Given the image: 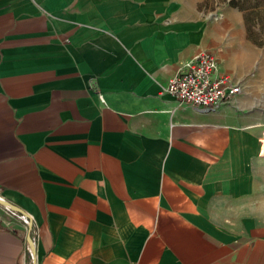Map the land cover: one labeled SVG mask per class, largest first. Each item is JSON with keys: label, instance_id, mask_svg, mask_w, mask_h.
I'll return each mask as SVG.
<instances>
[{"label": "crops", "instance_id": "1", "mask_svg": "<svg viewBox=\"0 0 264 264\" xmlns=\"http://www.w3.org/2000/svg\"><path fill=\"white\" fill-rule=\"evenodd\" d=\"M198 0H0V196L38 264H264V57ZM210 52L216 111L164 92ZM0 220V264H31Z\"/></svg>", "mask_w": 264, "mask_h": 264}, {"label": "built area", "instance_id": "2", "mask_svg": "<svg viewBox=\"0 0 264 264\" xmlns=\"http://www.w3.org/2000/svg\"><path fill=\"white\" fill-rule=\"evenodd\" d=\"M164 92L181 104L212 112L231 103L240 94L241 86L222 69L214 54L201 52L181 67L178 74L169 80ZM260 155H264L261 146ZM0 201V220L9 215L22 223L26 230L25 252L30 256L31 264H38L33 218L17 211L15 205L6 204L2 196Z\"/></svg>", "mask_w": 264, "mask_h": 264}, {"label": "rangeland", "instance_id": "3", "mask_svg": "<svg viewBox=\"0 0 264 264\" xmlns=\"http://www.w3.org/2000/svg\"><path fill=\"white\" fill-rule=\"evenodd\" d=\"M198 6L209 18L219 17L223 13L219 11L225 8L239 10L247 28L248 39L260 48L264 57V0H198ZM14 220L19 221L16 217Z\"/></svg>", "mask_w": 264, "mask_h": 264}, {"label": "water", "instance_id": "4", "mask_svg": "<svg viewBox=\"0 0 264 264\" xmlns=\"http://www.w3.org/2000/svg\"><path fill=\"white\" fill-rule=\"evenodd\" d=\"M0 202H1V201H0ZM5 203H6V204H11V203H9L8 201H5ZM15 208H16V210L19 211L20 213L25 214V215H28V214H26L25 212H23L22 210L18 209L16 206H15Z\"/></svg>", "mask_w": 264, "mask_h": 264}, {"label": "bare ground", "instance_id": "5", "mask_svg": "<svg viewBox=\"0 0 264 264\" xmlns=\"http://www.w3.org/2000/svg\"><path fill=\"white\" fill-rule=\"evenodd\" d=\"M263 152H264V146H263Z\"/></svg>", "mask_w": 264, "mask_h": 264}]
</instances>
